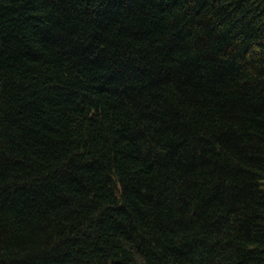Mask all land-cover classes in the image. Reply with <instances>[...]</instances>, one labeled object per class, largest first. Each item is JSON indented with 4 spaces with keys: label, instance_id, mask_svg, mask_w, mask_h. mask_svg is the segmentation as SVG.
<instances>
[{
    "label": "trees",
    "instance_id": "16d2710c",
    "mask_svg": "<svg viewBox=\"0 0 264 264\" xmlns=\"http://www.w3.org/2000/svg\"><path fill=\"white\" fill-rule=\"evenodd\" d=\"M0 264H264V0H0Z\"/></svg>",
    "mask_w": 264,
    "mask_h": 264
}]
</instances>
